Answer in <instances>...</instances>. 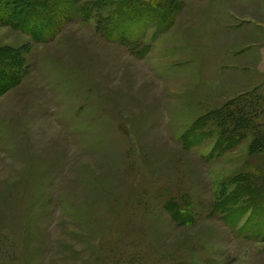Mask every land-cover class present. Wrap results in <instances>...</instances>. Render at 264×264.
<instances>
[{
  "label": "rangeland",
  "instance_id": "374dc122",
  "mask_svg": "<svg viewBox=\"0 0 264 264\" xmlns=\"http://www.w3.org/2000/svg\"><path fill=\"white\" fill-rule=\"evenodd\" d=\"M101 1L0 25V264H264V203H228L264 180V0Z\"/></svg>",
  "mask_w": 264,
  "mask_h": 264
},
{
  "label": "trees",
  "instance_id": "16d2710c",
  "mask_svg": "<svg viewBox=\"0 0 264 264\" xmlns=\"http://www.w3.org/2000/svg\"><path fill=\"white\" fill-rule=\"evenodd\" d=\"M82 0H0V25L10 26L16 30H23L30 36L41 43L54 40L60 33L63 24L75 15H82L88 10L81 7ZM159 1V0H158ZM157 9H141L139 6L141 0H119L120 4L112 3L111 7L119 6L112 13L108 14L111 26L120 24V21L133 20H150L151 17L166 16L170 14V6L167 0H160ZM101 2H105L102 0ZM145 2H148L147 0ZM163 2V3H162ZM104 4L97 11H104ZM94 9L90 10V13ZM12 55V54H11ZM15 55H2L0 51V96L6 94L11 89L15 88L21 81L23 72L18 66V61ZM13 60V61H12ZM225 133L222 137L225 141L230 140ZM230 135V134H229ZM232 145V144H231ZM257 169L256 171H259ZM247 187H240L235 195H231V201L236 204L237 201L248 193L249 197L254 196L249 201L258 206L264 203V180L262 185L250 187V192H247ZM252 192V193H251ZM259 201L262 203L259 204Z\"/></svg>",
  "mask_w": 264,
  "mask_h": 264
}]
</instances>
